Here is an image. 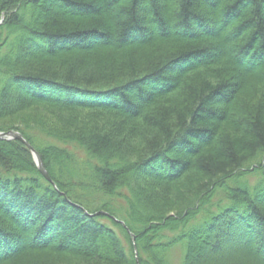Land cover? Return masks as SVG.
Returning <instances> with one entry per match:
<instances>
[{
  "label": "trees",
  "instance_id": "obj_1",
  "mask_svg": "<svg viewBox=\"0 0 264 264\" xmlns=\"http://www.w3.org/2000/svg\"><path fill=\"white\" fill-rule=\"evenodd\" d=\"M1 20L0 264H264V0Z\"/></svg>",
  "mask_w": 264,
  "mask_h": 264
},
{
  "label": "water",
  "instance_id": "obj_2",
  "mask_svg": "<svg viewBox=\"0 0 264 264\" xmlns=\"http://www.w3.org/2000/svg\"><path fill=\"white\" fill-rule=\"evenodd\" d=\"M12 140V139H19L22 142H24L28 148L30 149V151L33 153L35 161L39 167V169L41 170V172L45 175V177L51 181V177L49 176L41 155L39 154V152L28 142V140L24 137V135L20 132V131H15V130H9V131H2L0 132V140ZM96 214H99L96 213Z\"/></svg>",
  "mask_w": 264,
  "mask_h": 264
},
{
  "label": "rangeland",
  "instance_id": "obj_3",
  "mask_svg": "<svg viewBox=\"0 0 264 264\" xmlns=\"http://www.w3.org/2000/svg\"><path fill=\"white\" fill-rule=\"evenodd\" d=\"M251 181H254L253 177L251 178ZM182 255H183V249L181 246L174 249L172 251V257H171L173 264H181Z\"/></svg>",
  "mask_w": 264,
  "mask_h": 264
}]
</instances>
